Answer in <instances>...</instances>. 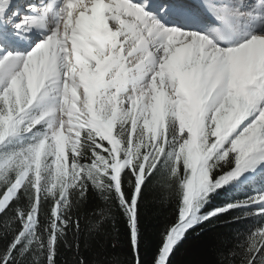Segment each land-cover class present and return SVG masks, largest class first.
Masks as SVG:
<instances>
[{
    "label": "snow or ice",
    "instance_id": "snow-or-ice-1",
    "mask_svg": "<svg viewBox=\"0 0 264 264\" xmlns=\"http://www.w3.org/2000/svg\"><path fill=\"white\" fill-rule=\"evenodd\" d=\"M153 180L176 208L152 264L236 210L259 223L233 264H264V0H0V264H88L94 192L144 264Z\"/></svg>",
    "mask_w": 264,
    "mask_h": 264
},
{
    "label": "trees",
    "instance_id": "trees-1",
    "mask_svg": "<svg viewBox=\"0 0 264 264\" xmlns=\"http://www.w3.org/2000/svg\"><path fill=\"white\" fill-rule=\"evenodd\" d=\"M245 198L243 191H234L216 196L213 206H221L234 199ZM111 207L103 226L98 232H88V226L96 223L94 212ZM176 198L162 183L156 180L144 193L140 206L141 230L145 234V245L142 250L144 264H152L153 255L159 240V233L174 219ZM243 216L242 210H236L213 225L198 227L181 242L172 257V264H233L239 255L232 256L237 244L243 242L248 232L254 229L259 221L250 217L236 220ZM81 228L84 230L81 239L80 253L88 260V264H132L130 238L126 218L118 206L108 205L98 193H93L87 206L80 213ZM4 231L0 218V232ZM71 239V237H70ZM4 241L0 239V247ZM115 245V246H114ZM79 257L75 250H69L63 244L57 256V264H76Z\"/></svg>",
    "mask_w": 264,
    "mask_h": 264
},
{
    "label": "bare ground",
    "instance_id": "bare-ground-1",
    "mask_svg": "<svg viewBox=\"0 0 264 264\" xmlns=\"http://www.w3.org/2000/svg\"><path fill=\"white\" fill-rule=\"evenodd\" d=\"M30 1H32V0H28V2H30Z\"/></svg>",
    "mask_w": 264,
    "mask_h": 264
}]
</instances>
